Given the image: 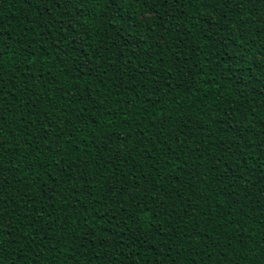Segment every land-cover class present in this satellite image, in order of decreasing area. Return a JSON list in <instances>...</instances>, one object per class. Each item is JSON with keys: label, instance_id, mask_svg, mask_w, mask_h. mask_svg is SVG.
I'll use <instances>...</instances> for the list:
<instances>
[{"label": "trees", "instance_id": "16d2710c", "mask_svg": "<svg viewBox=\"0 0 264 264\" xmlns=\"http://www.w3.org/2000/svg\"><path fill=\"white\" fill-rule=\"evenodd\" d=\"M0 264H264V0H0Z\"/></svg>", "mask_w": 264, "mask_h": 264}]
</instances>
